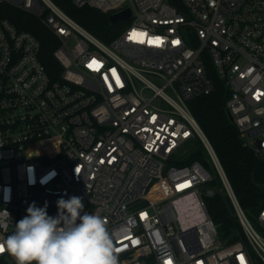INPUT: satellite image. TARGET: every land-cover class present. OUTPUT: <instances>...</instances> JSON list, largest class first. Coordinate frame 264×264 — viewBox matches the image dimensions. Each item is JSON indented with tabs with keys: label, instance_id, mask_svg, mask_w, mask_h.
<instances>
[{
	"label": "built area",
	"instance_id": "2783aa9c",
	"mask_svg": "<svg viewBox=\"0 0 264 264\" xmlns=\"http://www.w3.org/2000/svg\"><path fill=\"white\" fill-rule=\"evenodd\" d=\"M73 2L129 8V25L105 42L54 0H0V244L33 202L55 217L78 196L81 215L106 221L118 264H264V206L252 222L190 107L214 90L212 64L244 145L264 159V0ZM8 6L58 38L56 78ZM198 141L212 169L189 161ZM217 188L242 226L232 243L205 202ZM0 264L16 260L4 251Z\"/></svg>",
	"mask_w": 264,
	"mask_h": 264
},
{
	"label": "trees",
	"instance_id": "16d2710c",
	"mask_svg": "<svg viewBox=\"0 0 264 264\" xmlns=\"http://www.w3.org/2000/svg\"><path fill=\"white\" fill-rule=\"evenodd\" d=\"M67 14L99 39L109 42L122 29L113 23L109 13L97 8L78 7L73 0H54ZM178 4V0H170ZM2 16L8 18L19 29L33 33L41 42L40 58L49 74L56 78L62 65L55 56L59 47L58 38L36 17L14 7H5ZM215 88L190 102L191 110L210 139L223 165L233 190L246 211L264 206V159L246 147L237 126L229 118L226 101L230 88L220 79L212 64H208ZM198 160L212 169L203 144L198 141L193 147L189 161ZM184 163V162H181ZM219 184L215 178L213 185ZM208 212L218 228L219 238L232 243L242 234V226L228 195L217 188L213 195L205 198Z\"/></svg>",
	"mask_w": 264,
	"mask_h": 264
},
{
	"label": "clouds",
	"instance_id": "9594fccd",
	"mask_svg": "<svg viewBox=\"0 0 264 264\" xmlns=\"http://www.w3.org/2000/svg\"><path fill=\"white\" fill-rule=\"evenodd\" d=\"M57 208L53 217L47 213V203L37 207L33 202L0 244V252L7 251L16 264H118L106 221L88 212L81 215V197L60 198Z\"/></svg>",
	"mask_w": 264,
	"mask_h": 264
},
{
	"label": "water",
	"instance_id": "95a60500",
	"mask_svg": "<svg viewBox=\"0 0 264 264\" xmlns=\"http://www.w3.org/2000/svg\"><path fill=\"white\" fill-rule=\"evenodd\" d=\"M130 15H131V10L128 8V9H125L124 11H121L118 13L109 14V18L113 23H115L119 20L128 18ZM228 114H229V118L232 119L231 114L230 113H228Z\"/></svg>",
	"mask_w": 264,
	"mask_h": 264
},
{
	"label": "rangeland",
	"instance_id": "374dc122",
	"mask_svg": "<svg viewBox=\"0 0 264 264\" xmlns=\"http://www.w3.org/2000/svg\"><path fill=\"white\" fill-rule=\"evenodd\" d=\"M118 23L121 24V28H124V27H126L127 25H129V21H128V20H120V21H118ZM209 187H211V186L208 185L207 188H209ZM248 213H249L250 220H251L252 222H254V219H253V217L251 216V211H248Z\"/></svg>",
	"mask_w": 264,
	"mask_h": 264
},
{
	"label": "snow or ice",
	"instance_id": "6c2138e0",
	"mask_svg": "<svg viewBox=\"0 0 264 264\" xmlns=\"http://www.w3.org/2000/svg\"><path fill=\"white\" fill-rule=\"evenodd\" d=\"M169 264H170V262H169Z\"/></svg>",
	"mask_w": 264,
	"mask_h": 264
}]
</instances>
